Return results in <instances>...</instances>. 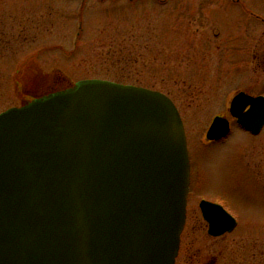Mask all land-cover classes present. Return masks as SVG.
<instances>
[{"label": "water", "instance_id": "obj_1", "mask_svg": "<svg viewBox=\"0 0 264 264\" xmlns=\"http://www.w3.org/2000/svg\"><path fill=\"white\" fill-rule=\"evenodd\" d=\"M249 108L247 109V107ZM230 115L258 134L264 96ZM230 132L216 116L207 140ZM190 182L184 126L162 92L87 79L0 113V264H175ZM200 209L217 236L235 220Z\"/></svg>", "mask_w": 264, "mask_h": 264}, {"label": "rangeland", "instance_id": "obj_2", "mask_svg": "<svg viewBox=\"0 0 264 264\" xmlns=\"http://www.w3.org/2000/svg\"><path fill=\"white\" fill-rule=\"evenodd\" d=\"M259 3L245 14L226 0H0V112L94 78L169 96L190 156L187 226L175 264H198L201 198L236 218V232L264 234V127L252 136L228 112L236 92L264 93ZM232 42L242 59L233 58ZM250 48L257 53L251 63ZM218 115L231 130L209 143L205 133ZM217 241L208 253L232 264V234Z\"/></svg>", "mask_w": 264, "mask_h": 264}, {"label": "flooded vegetation", "instance_id": "obj_3", "mask_svg": "<svg viewBox=\"0 0 264 264\" xmlns=\"http://www.w3.org/2000/svg\"><path fill=\"white\" fill-rule=\"evenodd\" d=\"M226 1L231 5V7H233L234 10L238 9L240 12L245 13V14H254L259 9L258 5L262 4V3H259L261 0H246L249 3L244 2V0H226ZM257 3H259V4L255 6V4H257ZM243 43L245 44L246 42H243ZM240 44H242V43H240ZM261 46H263V48H262V51L260 50L261 52H259V54H260L261 61L264 63V41L262 42ZM232 51H233V54H232L233 58L238 56V57H241L240 59H242L241 55H237L238 50H237V43L236 42H232ZM250 51H251V48L249 49V52ZM255 56H257V53L250 52L247 56H245V58L249 57V61L251 63L252 58H254ZM250 68H251V66H250ZM249 70L250 71L248 72V70H247V72H248L249 76L250 75L252 76V71H251V69H249ZM249 94H251V91L249 92ZM259 94H264V93H258L255 95H259ZM248 134H250V133H248ZM252 136H257V135H252ZM212 202L219 203V202L213 201V200H212ZM200 216H201L200 222L203 223V226H204V228L200 227V229L204 230V231L202 233L203 237L200 238L201 241H199V243H198L199 245L197 248V251L200 252L198 254V259H199L198 264H217V261H218L217 255L216 254H209L207 251L208 250L207 248H209L210 245L213 247L214 244L215 245L218 244L217 240L219 238L221 239L224 236H227L229 234H232V264H264V234L254 235V236L243 235L239 232H236V228L238 225L236 223V226L234 227V229L231 232L225 233L221 236H213L208 231V223L204 220L202 215H200ZM236 222H237V220H236ZM186 226H187V220H185L183 231L185 230ZM192 231L195 232L194 229H192ZM194 235H195V233L192 236L193 239H194ZM195 237L197 239L199 236L195 235ZM193 239L190 240V242H189L190 244H191V241ZM194 242H196L195 239H194ZM189 249L191 250V247H189V248L187 247L185 251L188 253Z\"/></svg>", "mask_w": 264, "mask_h": 264}]
</instances>
